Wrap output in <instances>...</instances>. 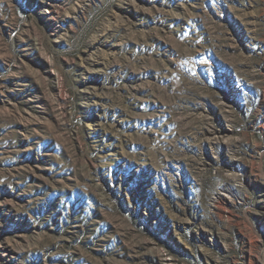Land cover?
<instances>
[{
	"label": "rangeland",
	"instance_id": "374dc122",
	"mask_svg": "<svg viewBox=\"0 0 264 264\" xmlns=\"http://www.w3.org/2000/svg\"><path fill=\"white\" fill-rule=\"evenodd\" d=\"M0 264H264V0H0Z\"/></svg>",
	"mask_w": 264,
	"mask_h": 264
}]
</instances>
